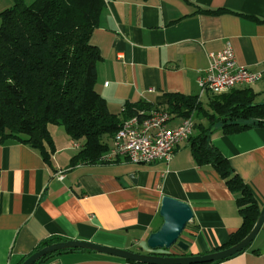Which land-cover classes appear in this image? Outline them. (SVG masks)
<instances>
[{
    "label": "crops",
    "instance_id": "crops-1",
    "mask_svg": "<svg viewBox=\"0 0 264 264\" xmlns=\"http://www.w3.org/2000/svg\"><path fill=\"white\" fill-rule=\"evenodd\" d=\"M103 1L90 38L100 55L94 89L118 119L125 104L167 110V94L196 97L206 108L210 93L199 82L208 54L227 46L238 65L264 73V0ZM250 88L255 102H264V75ZM182 120L172 114L167 127ZM199 123L208 124L194 116L193 125ZM50 136V165L28 144L0 139V264H21L52 238L148 254L146 239L162 223L164 196L186 203L193 214L181 236L188 249H172L173 256L215 252L240 226L239 195L210 165L194 162L188 141L177 145L168 163L132 164L122 157L73 163L75 141L65 132L50 130ZM209 140L261 209L264 127L223 134L216 126ZM50 263L133 264L89 251L64 252ZM214 264H264V220L248 249Z\"/></svg>",
    "mask_w": 264,
    "mask_h": 264
},
{
    "label": "trees",
    "instance_id": "trees-1",
    "mask_svg": "<svg viewBox=\"0 0 264 264\" xmlns=\"http://www.w3.org/2000/svg\"><path fill=\"white\" fill-rule=\"evenodd\" d=\"M11 3L0 11V139L28 144L50 165L54 150L48 126H61L71 140L80 144L73 163L100 161L125 119L138 115L139 111L156 109L143 102L125 104L121 120L108 110L105 100L94 89L100 55L90 38L104 1L33 0L26 5L23 0H11ZM255 96L250 87L217 96L210 94L204 108L196 97L167 94V111L171 114L183 119L206 118L208 124L193 125L195 135L187 140L192 158L198 166L214 168L229 190L239 195L236 204L240 226L216 251L247 236L260 206L251 190L233 175L209 136L216 126L223 134L264 127V102L256 103ZM60 240L44 241L37 250ZM73 251L86 250L57 252L33 264H49L56 255ZM158 253L173 256L163 251Z\"/></svg>",
    "mask_w": 264,
    "mask_h": 264
},
{
    "label": "built area",
    "instance_id": "built-area-1",
    "mask_svg": "<svg viewBox=\"0 0 264 264\" xmlns=\"http://www.w3.org/2000/svg\"><path fill=\"white\" fill-rule=\"evenodd\" d=\"M263 75L262 71H250L238 65L227 46L208 54L206 75L199 85L201 91L217 96L236 88L251 87ZM171 118L169 111L156 108L148 112L139 111L138 115L125 119L110 139L108 151L100 161L111 162L122 157L132 164L168 163L177 145L187 141L193 130L191 118H184L177 127L168 128ZM71 145L80 149L76 142Z\"/></svg>",
    "mask_w": 264,
    "mask_h": 264
},
{
    "label": "water",
    "instance_id": "water-1",
    "mask_svg": "<svg viewBox=\"0 0 264 264\" xmlns=\"http://www.w3.org/2000/svg\"><path fill=\"white\" fill-rule=\"evenodd\" d=\"M159 216L162 219L160 227L150 233L146 239V247L150 250L148 254L109 248L84 241H62L35 251L21 264H33L45 256L69 250H86L135 264H211L228 259L244 251L251 244L264 220V204L251 231L244 239L230 247L196 256H167L158 253L163 250H167L166 253H168L171 249H178L183 254L187 251L188 246L181 240V236L193 218L190 207L186 203L164 196L160 202Z\"/></svg>",
    "mask_w": 264,
    "mask_h": 264
},
{
    "label": "rangeland",
    "instance_id": "rangeland-1",
    "mask_svg": "<svg viewBox=\"0 0 264 264\" xmlns=\"http://www.w3.org/2000/svg\"><path fill=\"white\" fill-rule=\"evenodd\" d=\"M24 3L26 5H29L33 2V0H23ZM11 0H0V11H2L3 9H6L8 8L9 6H11ZM195 119V118H194ZM197 120V119H195ZM48 130H49V133H50V130L53 132H55L57 135H59V133H63L64 132V129L61 127V126H53V125H49L48 126ZM172 250V249H171ZM169 250V251H171ZM163 252H167V250H163ZM103 255V254H102ZM56 259V258H55Z\"/></svg>",
    "mask_w": 264,
    "mask_h": 264
}]
</instances>
